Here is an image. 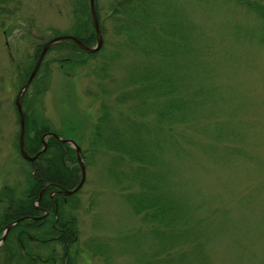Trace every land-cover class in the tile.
<instances>
[{"label":"trees","instance_id":"16d2710c","mask_svg":"<svg viewBox=\"0 0 264 264\" xmlns=\"http://www.w3.org/2000/svg\"><path fill=\"white\" fill-rule=\"evenodd\" d=\"M12 1L19 2L0 0V17L13 12L14 9L10 11L9 7ZM175 1L95 0L104 35L109 30L106 22L112 21L115 35L125 37L123 42L118 43L120 48L116 50V55L121 56L122 48L127 47V56L131 57L127 69V95L116 101L125 104L127 99V107L104 103L98 120L88 130L90 152L82 149L85 164L92 163L98 153L103 152L109 157L105 161L106 169L112 173L116 167L114 175L121 174L122 179L130 182L129 185L127 183V189L131 187L127 190V201L136 215L150 223L149 232L162 244V257L167 261L173 259V254L178 255V251L187 255L186 246L189 244L196 249L205 247L209 238L196 220L201 205L182 194L174 192L173 196L171 174L165 168L179 164V170L184 174L183 164H193L198 159L196 151L199 150L196 148L200 149L203 156L225 160L222 163L233 160V164L227 165L232 169H239L236 165L238 158L262 163L244 145L245 137L241 138L246 131L253 130L256 124L235 119L234 107L223 109L210 103L216 90H210L204 83L208 68L200 62L198 64L196 57H193L196 52L203 53L201 43L208 38L195 35L199 27L194 23L183 22V13H176L172 9L175 8ZM216 1L195 2H200L203 7L201 3L209 6L208 3ZM230 1L222 0L227 4ZM233 1L253 13L256 22L248 31L236 33L229 27L232 22L230 16L226 22L230 12L224 10L225 21L221 26L227 23V33L224 37H217L219 25L214 30L212 48L217 39L234 44L249 41L264 46V4L252 0ZM71 4V29L66 32L53 30L49 38L58 34H73L90 47L94 46L97 33L90 9L91 0H71ZM179 8L183 12L187 10L182 6ZM170 12H174L173 15ZM43 44L44 41L36 42V49L29 55L30 59L37 60ZM223 45L229 47V44ZM58 50L76 53L60 58L59 62L63 66L65 63L76 64V55L80 51L87 55L96 54L84 51L72 40L53 44L49 52ZM206 56L209 57V52ZM45 62L23 95L26 120L24 138L30 155H36L43 148V136L49 132H56L65 138L72 137L82 146L77 126L69 124L59 132L34 106L50 75L49 70L44 69ZM34 64L31 66L18 62L20 85L27 81ZM14 109L17 129L13 139L18 149L21 127L17 108ZM117 115L119 120H116ZM196 130L207 135L210 140H199L196 135L200 133H195ZM225 139L236 143L232 147L221 146L220 142ZM46 143L45 151L35 161L23 159L29 165L27 186L23 190L10 185L0 189V238L10 222L22 216L32 217L19 221L7 232L6 240L0 246V264H78L80 229L77 211L80 200L77 199L78 192L68 195L62 191L76 187L81 180L78 153L71 144L55 136H47ZM125 174L127 178H124ZM37 199L39 208L35 206ZM47 211L49 214L44 215ZM217 211L215 209L211 213L216 214ZM175 246L180 247L179 250L175 251Z\"/></svg>","mask_w":264,"mask_h":264},{"label":"rangeland","instance_id":"374dc122","mask_svg":"<svg viewBox=\"0 0 264 264\" xmlns=\"http://www.w3.org/2000/svg\"><path fill=\"white\" fill-rule=\"evenodd\" d=\"M195 1L176 0L172 9L183 13V22L199 27L195 35L208 38L201 43L203 53L196 52L193 57L198 64L208 68L204 83L210 90H216L210 103L223 109L234 107L235 119L256 124L253 130L240 136L245 137L244 145L262 163L238 158L239 169H232L227 165L233 164V160L222 163L225 160L203 156L196 148L198 159L193 164H183L184 174L180 172L179 164L165 168L171 174L173 196L182 194L201 205L196 220L209 238L205 247L196 249L189 244L187 255L178 251V255L173 254V259L167 261L163 260L162 253L151 259L149 253L157 252L155 240L149 237L150 243L145 237V229L151 225L133 213L127 201V190L131 188L127 189L128 181L123 179L122 183L121 174L114 175L116 167L110 173L105 165L109 157L99 152L92 163L86 164V181L77 194L80 200L77 211L79 264H264V46L249 41L235 44L231 41L227 42L229 48L223 45H228L226 41L217 39L212 48L214 30L225 21L224 10L230 12L226 22L230 16L229 27L236 33L253 27L256 16L233 0L229 4L217 0L208 3L209 6L201 3L203 7ZM252 1L264 4V0ZM19 2H10L13 12L0 17V188L10 184L23 190L27 186L29 165L21 159L13 139L17 129L13 101L21 89L18 62L32 66L35 61L29 55L34 52L36 41H45L53 30L69 31L73 14L71 0ZM181 6L187 9L185 13L179 8ZM170 13L173 15L174 12ZM226 22L216 32L217 37L227 33ZM106 26L109 30L104 35L101 49L94 55L80 51L74 65L65 63L63 66L59 59L75 55V52H49L44 69H48L50 75L34 104L55 130L62 132L69 124L77 126L81 147L88 152V130L98 120L104 103L127 107V99L125 104L116 101L127 95V69L131 57L127 56V47L122 48L121 56L116 55L120 48L118 43L125 37L115 35L112 21H107ZM208 52L209 57L206 56ZM116 120H119L118 115ZM195 133L200 132L196 130ZM196 137L210 140L201 133ZM235 143L225 139L220 145L232 147ZM215 209L217 213L212 214Z\"/></svg>","mask_w":264,"mask_h":264},{"label":"water","instance_id":"95a60500","mask_svg":"<svg viewBox=\"0 0 264 264\" xmlns=\"http://www.w3.org/2000/svg\"><path fill=\"white\" fill-rule=\"evenodd\" d=\"M94 0H92V9H93V19H94V24H95V27H96V30H97V33H98V45L96 47H91L88 46V45H85L82 41H79L78 38L74 37V36H59L48 41L45 46H44V49L40 55V58L39 60L37 61L36 63V66L35 68L33 69L32 73L30 74V77L27 81V83L24 85L22 91L20 92V94L18 95L17 97V106H18V109H19V112H20V117H21V137H20V147H21V151L24 155V157L26 159H30V160H34L35 158H37L38 155L36 156H30L27 151H26V148H25V143H24V134H25V117L24 114H23V110H22V103H21V95L24 93V91L29 87V84H31L33 78L35 77L39 67H40V63L42 62V59L46 53V51L48 50V48L51 46L52 43L56 42V41H59L61 39H66V38H70V39H73L75 40L81 47H83L84 49H86L87 51H90V52H94V51H97L101 48L102 46V43H103V34H102V31L100 29V23H99V20H98V17H97V14H96V11L94 9ZM64 141H69V142H72L74 144V146H76V149L77 151L79 152V159H80V162H81V166H82V170H83V176H82V179H81V182L79 183V185L72 189V190H66V192L68 194H72L74 192H76L79 188H81V186L83 185L84 181H85V178H86V168H85V165H84V162L82 160V157H81V148L80 146H78V144L76 143L75 140H72V139H69V140H64ZM27 217H22L20 219H18L17 221L15 222H18L20 221L21 219H26ZM15 222H12V223H9L6 227V231H5V235H3L2 239L0 240V243L6 239V235H7V232L11 229V227L15 224Z\"/></svg>","mask_w":264,"mask_h":264}]
</instances>
